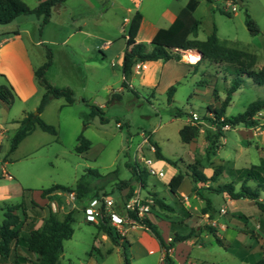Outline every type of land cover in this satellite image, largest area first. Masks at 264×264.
I'll list each match as a JSON object with an SVG mask.
<instances>
[{
  "label": "rangeland",
  "instance_id": "1",
  "mask_svg": "<svg viewBox=\"0 0 264 264\" xmlns=\"http://www.w3.org/2000/svg\"><path fill=\"white\" fill-rule=\"evenodd\" d=\"M23 1L31 8L40 3V0ZM166 1L169 0H151V16H157L160 6ZM235 1L232 0L234 5L229 9L231 15L211 10L217 5L216 1L210 3L204 0L201 3L196 13V17L200 19L198 39H207L215 25L223 45L252 54L254 59L247 57L245 61L248 64L252 62V68L261 69L264 67V0H241V3L239 0ZM137 2L66 0L58 11V7L53 9L46 24H43V16L29 14L22 15L12 23L0 25V29L5 30L19 25L21 29L28 28L36 39H48L43 46L40 45V49L33 47L32 55L45 50L46 62L48 51H51L53 63L45 76L59 83H69L76 98L73 104H67L64 98L52 99L41 114L47 123L56 127V135L36 128L11 154L10 141L15 132L16 121L22 115V104L15 100L9 105L11 109L5 111L0 102V120H7L4 126L9 130L3 140V150L0 151V219L3 218L5 206L21 203L24 199L23 191L28 189V214L38 218V223L50 212H54L61 219L70 211L75 212L74 234L64 241V252L61 256L63 264H124L122 247L114 245L108 236H103L96 224L86 221L83 211L89 204H101L105 194H111L116 200L112 211L120 212L124 209L129 189L122 188V184L133 175L128 164L141 165L135 153L138 144L143 141L142 133L147 132L152 134V139L158 143L161 153L172 161L164 168V178L146 176L144 190L174 206L176 211L171 212L157 206L150 209L143 218L150 219L157 226L166 244L174 242L175 251L172 257L176 264H186L191 259H206L214 264H241L239 260L242 255L237 252L238 242H234L232 246L213 242V247L208 248L211 252L209 253L204 247H199V243L192 247L189 240L175 239L177 232L184 236H200L204 228L210 233L206 226H213L209 224V220L216 216V212L210 218L206 217L200 199L209 196L216 204L222 203L221 196L216 195L218 193L211 188H215L218 183L228 182H235L236 188H239L238 179L230 174V169L260 164L264 156V110L256 116L258 125L255 127L240 124L234 127L225 126L219 131L214 121L215 115L209 110V106L219 108L225 100L234 77L231 75L234 67L228 69V64L210 58L202 60L193 68L178 62H170L163 67L164 62L157 61L154 68H158V71L165 69L162 82L157 88H142V75L135 74L134 79H130L132 88L128 86L123 92H117L121 94L120 100L109 99L103 83L108 81L115 91L122 86L123 68L119 59L114 56L125 43L124 37L128 32V27L123 25L124 17H131L140 10L136 6ZM128 8H131L130 12ZM247 13L258 24V35H253L248 29ZM93 19L97 22H92ZM79 24L85 25L88 32L76 33L67 44H63V39L72 31L75 32L74 29ZM89 33L97 35V45H105L108 40L114 43L108 51L107 59L102 60L99 47L92 51V55L98 56L103 64L92 71L82 66L76 52L80 50H75L72 46L78 41L84 45L89 39ZM171 86H175V91L170 99L168 89ZM81 95H86L89 104H92V99L106 103L103 109L106 118L104 122L99 115H90V106L79 101ZM261 98H264V87L245 80L233 94L225 114L231 117L243 112L248 104ZM194 112L199 116L197 122L191 117ZM119 122L121 126L117 125ZM184 124L200 127L198 136L191 143L181 140L179 131ZM81 135L91 141V147L86 152L77 153L75 148ZM144 155L157 161L147 145H144ZM222 164L225 169L217 182L207 181L203 186L194 182L193 166L210 178L214 174L215 166ZM175 168L177 173H188L181 190L187 193L190 202H186L181 194L174 196L171 192L169 181ZM87 169L97 170L102 176L93 181L90 192L83 200L70 199L68 192L45 197L42 195V190L54 184L74 187ZM4 172L11 177H5ZM249 184L256 186L253 181ZM139 189L141 185L136 183L134 192ZM262 197L264 199V192ZM250 204L255 202L251 200ZM224 205L231 213V206ZM228 210L225 214L229 213ZM249 210L250 206H247L243 211ZM105 217L108 218V214ZM257 217L243 215L241 218L257 224ZM248 231L254 236L253 229ZM120 234H128L133 245L130 250L132 264H168L162 259L163 245L140 221L125 224ZM168 234L172 241L168 239ZM108 249L113 251L107 253ZM33 258L36 259V256ZM252 259H264V251L254 252Z\"/></svg>",
  "mask_w": 264,
  "mask_h": 264
},
{
  "label": "trees",
  "instance_id": "2",
  "mask_svg": "<svg viewBox=\"0 0 264 264\" xmlns=\"http://www.w3.org/2000/svg\"><path fill=\"white\" fill-rule=\"evenodd\" d=\"M65 1L66 0H40L37 7L31 8L23 0H0V25L9 24L17 17L29 14L43 16V24H46L51 17L53 9L63 5ZM208 1L211 2L212 0ZM234 2L236 1L234 0ZM199 3L200 0H189L176 20L169 27L160 28L150 44L137 42L143 15L139 10L134 14L128 27V37L123 62L124 81L122 86L123 88H128V80L132 74L133 68L139 62L181 60L184 51L197 50L200 52L201 58L197 63L189 64L190 66L197 67L202 60L210 58L228 64V69L229 67H234V72L231 73L234 77L227 90L225 100L219 108L209 106V110L215 115L214 121L219 131L225 126L234 127L240 124L246 127H255L258 125L256 116L259 112L264 110V98L251 102L243 112L231 117L226 116L225 111L232 100L233 94L241 87L245 80H251L253 83L264 87V67L261 69L252 68V62L248 64L245 61L247 57L254 59L252 54L244 50L223 45L218 37L215 25L207 39H198L200 20L196 17L195 11ZM220 12L231 15L230 12L222 9ZM247 25L253 35H258L260 33L258 24L249 13H247ZM16 33L18 34V32ZM52 63L53 54L51 51H48L47 61L36 70V76L46 91L40 99L36 112H27L18 120L19 126L11 138L9 153L14 152L23 139L36 128H40L53 135L57 134L56 127L47 123L41 117L44 109L52 99L64 98L67 104H73L76 101L74 91L71 87L55 86L45 76L46 71ZM174 91L175 86H171L168 89L170 99ZM214 92H216L215 89ZM120 97V94L113 93L111 100L119 99ZM0 101L8 105L14 103L15 93L11 85H0ZM83 101L90 106L91 116L99 115L102 122L106 120L104 111L101 107L95 104H89L86 99H83ZM199 131V125L185 124L180 129L179 134L184 143H191L198 136ZM153 143L156 146L155 155L157 159L171 163L172 160L161 153L158 144L155 141H153ZM90 147L91 141L82 135L79 136L78 144L75 148L76 152H86ZM128 166L132 170L133 175L130 179L124 180L122 184V188L129 189L125 203L133 197L134 185L136 183H139L141 188H145L146 176L149 175L146 169L139 163H129ZM192 169L194 182H201L204 185L207 181L217 182L225 167L224 165L216 166L214 174L210 178L204 172L199 171L196 166H193ZM230 174L235 175L241 183L239 188H236L235 182H228L218 183L215 188L211 189L218 194L226 193L232 199L247 198L254 201L262 216L260 228L264 234V199H261V195L264 192V156L261 158L260 164L252 165L247 168H232L230 169ZM187 175L188 173L180 171L171 178L169 187L174 195L178 194V190ZM101 176L102 175L97 170L87 169L74 187L54 184L42 190V195L45 197L50 194L54 195L56 192L75 191L77 199L83 200L90 192L93 181ZM250 181L255 182L256 186H251L249 184ZM26 191L29 190H24V199L21 203L5 206L3 218L0 219V263L7 264L12 260V264H63L61 262V256L64 252V241L70 239L74 234L73 222L75 221V212L70 211L62 219L54 212H50L48 216L42 218V224L38 227V218L30 217L28 214V197L26 196ZM152 197L154 202L151 204V209L158 206L171 212L176 211L174 206L166 204L164 200L155 197L154 194H152ZM31 202H33V200H31ZM19 211H21V214ZM102 211L104 213V207ZM203 212H210V216L215 212L210 199L206 200V206L203 208ZM131 217L136 221H140L154 234L167 250L165 260L168 264H174L168 253L173 247L174 242L166 244L159 229L150 219L140 218L135 213H131ZM90 223L95 224L93 222ZM96 227L103 234L107 235L114 245L122 247L124 264H132L130 256V250L132 248L131 242L109 224L108 218L105 217L104 214L100 223L96 224ZM206 227L214 234L216 241L220 245H223L222 240L216 235V229L213 226ZM176 234L177 237L175 241H182L190 236L180 235L179 233ZM112 251L113 249H108L107 253H111ZM33 256H36V259H34ZM255 264H264V259L257 261Z\"/></svg>",
  "mask_w": 264,
  "mask_h": 264
},
{
  "label": "crops",
  "instance_id": "3",
  "mask_svg": "<svg viewBox=\"0 0 264 264\" xmlns=\"http://www.w3.org/2000/svg\"><path fill=\"white\" fill-rule=\"evenodd\" d=\"M137 1L138 2L136 3V6H139L140 8L139 11L143 15L141 27H140V30L137 36V42H144L146 44H150V42L153 40V38L155 37L156 33L158 32L160 28H167L176 20L177 16L181 12V10L186 6L189 0H169V1L163 2L162 5L160 6L161 10L159 14H157V16L155 17L151 16V13L149 12L151 0H147V2H145V0H137ZM203 1L204 0H200L199 6L195 11V15ZM213 1H216V4H217L214 6V8L212 7L211 10L213 11H216V10L220 11L222 9V10L230 12L229 11L230 7L234 5L232 0H212L211 2L210 1L209 2L213 3ZM152 2H156V0H152ZM61 7L62 6L58 7L57 11ZM128 10L130 12L131 8H128ZM134 14L131 17H124L123 25H126L127 27H129L130 21L133 18ZM19 17H17L14 21H16ZM92 22L96 23L97 20L93 19ZM86 30L88 29L85 27V25L79 24V26L75 27L74 29L75 32L72 31L69 36L63 39V44H65L66 42L68 43L72 35H75L76 33H85ZM16 32H18V34ZM87 36L89 37V39H87L86 42L84 41L85 42L84 45L83 43H81V41H78L72 46L75 50L77 48L80 50L79 52L76 50V52L78 53V56L81 59L82 66L84 68L89 69V71H92V70H96V68H98V65L103 66L101 61L108 58V54H109L108 51L111 50L114 43H111V40H108V43L105 45H97L98 37L96 34L89 33V35ZM127 37L128 35L124 37L125 43L122 44L121 49L114 56L119 59V62L122 65V68H123L124 54H125L126 44H127ZM47 41L48 39H42V37H40V39H36L33 33L28 28L21 29L19 25H17L14 29H11V30L0 29V85L2 84L11 85L15 93V100L16 101L18 100L22 104L21 109H20V112L22 115L16 121L17 123L15 125V132L19 126L18 120H20L25 115V113L33 112L34 110L37 109L40 103V99L46 91L44 86L41 85L39 79L36 76V70L40 66H42L45 62V59H44L45 50L42 51L41 53L38 52L37 55L35 54L32 55V51H33V47L39 48L40 45L43 46L45 42ZM50 43H52V41H50ZM96 47H99V54L102 60H100L98 56L92 55V51H94ZM190 51L197 53L200 56L199 59L201 58V54L199 51L197 50H190ZM184 52L182 53L183 55H184ZM183 55H182V58H183ZM182 58L181 60H171V61H166V62L163 60H157V61H163L164 62L163 67L164 65L170 62L183 63L188 66H190L189 64H195L198 62V61L197 62L186 61V60H183ZM157 61L137 63L134 66L132 74L128 80L129 88H132L130 79H134L135 74L142 75L141 85H140L142 88L144 89L157 88L162 82L163 72L165 70L164 68H161L158 71V68H154L158 63ZM101 66L99 67L101 68ZM190 67L193 68V66H190ZM123 80H124V75H123ZM49 81L53 83L55 86H58V87L68 86L73 89V87L69 83H59L58 81H55L53 79H50ZM103 89L107 90V95L110 99L113 93L120 94L117 92H123L124 88L123 86H120L118 88V91H115L114 87L108 81H106L105 83H103ZM90 98H94V97H90ZM120 98L119 99L117 98L116 100H120ZM83 99L88 100L86 95H81L79 101L82 102ZM92 100H93L92 104L98 105L99 107L102 108V110L106 107V103H99L96 101V99H92ZM0 102H1V108H3L5 111L11 109L8 104H5L2 101ZM5 122H7L5 118L0 120V151L3 150V140L9 132L7 127L4 126ZM168 164L170 163L165 160H158L159 166H163L165 168ZM240 168L241 167H236L234 169H240ZM176 173H177V170L175 168L174 170H172L171 178L174 175H176ZM3 175L5 177H11L10 175L7 174V172H4ZM237 182L239 183V186H240L241 183L239 181ZM181 189H182V185L180 186L178 190V194L177 195L173 194V195L178 196L179 194H181L184 197V199L187 200L186 202H190V198L188 197L187 193H185ZM141 190H142L141 194L143 197L152 196L149 193H147L144 190V188H142ZM56 193H61V192H56ZM212 194L214 195V193ZM209 195H211V193ZM216 195L221 196V198L223 199L222 203L216 204V202L209 196L202 197L200 199L202 207H205L206 200L210 199L212 207L214 211L216 212V216L209 220V224L213 225L214 221L217 222V225H213V226L216 229V235L222 240L224 246L225 245L232 246L234 245V242L239 243L238 244L239 249L237 252L242 255V257L239 260L241 264H255L257 261L261 259L254 261L252 259L254 252L261 253L264 251V234L260 228V221L262 219V216H261V213L256 203L250 204L251 200L247 198L232 199L226 193H221V194H216ZM261 199H263L262 195H261ZM203 203H205V206L203 205ZM224 204H229L231 206V213L229 212L227 206ZM246 205L250 206L249 211H243L245 208H247ZM225 207L229 212L227 214H225L227 211ZM221 209H225V213H221ZM210 214H211L210 212L205 213V216L210 218ZM243 215L244 216H251V215L258 216L257 224L256 223L251 224V222L249 223L245 219L241 218L243 217ZM85 220L88 221L86 217H85ZM41 224H42V221L40 223L37 222L38 227ZM252 229L255 231L254 236H251V233L248 231ZM205 230L206 229L204 228L202 229V233L200 234V236L196 234H191L189 237L185 239V241L189 240L190 241L189 245L192 247L196 246V244L199 243V247H204L208 251V248L213 247V242L214 243L215 242L218 243V242L216 241L213 233L206 232ZM103 236H107V235L104 234ZM125 237L128 238V234ZM199 238H202V239L200 240ZM168 239L169 240L171 239L169 234H168ZM251 239H255V241H252ZM162 248H163L162 259L165 260V255H166L167 250L163 246ZM150 251L152 252V250ZM174 251H175V247L173 246L169 250L168 253L173 263L176 264L175 258L172 257L174 255ZM208 252L211 253L210 251ZM194 260L198 261L199 264H214V263H209L206 259H202V260L194 259ZM7 264H12V260H10Z\"/></svg>",
  "mask_w": 264,
  "mask_h": 264
},
{
  "label": "built area",
  "instance_id": "4",
  "mask_svg": "<svg viewBox=\"0 0 264 264\" xmlns=\"http://www.w3.org/2000/svg\"><path fill=\"white\" fill-rule=\"evenodd\" d=\"M191 117L194 122H197L199 120V116L195 112L192 113ZM117 125L121 126V123L119 122ZM142 136H143V141L141 144H138V147L136 148L135 156L138 157L141 166L146 169V171L150 176L164 178L166 172L163 166L158 165V159L157 161H155L151 158L145 157L144 155V145H147L149 151L156 154V146L153 143L152 134L143 132ZM197 185L203 186V183L198 182ZM141 189L134 192L133 197L130 200H128V202L124 206V209L120 212L112 211V207L116 206V200L113 198L111 194H105L102 200L100 201L101 204L96 205L95 202L89 204L85 208L84 214L86 219L95 224H99L103 214L104 216L108 214L109 224L113 225V227L116 228V230H118L119 232L120 231L123 232L125 224L130 222L131 223L136 222V220L133 217H131V213H135L138 215V217L143 218L146 214L150 212L151 204L154 202L153 197L152 196L143 197L141 194L142 191ZM68 196L72 200L77 199V194L75 191L68 192ZM103 207H104V213L102 211ZM110 210L112 212H110ZM221 213H225V209H221ZM213 225H217V222L214 221ZM186 264H199V262L196 260H188Z\"/></svg>",
  "mask_w": 264,
  "mask_h": 264
},
{
  "label": "bare ground",
  "instance_id": "5",
  "mask_svg": "<svg viewBox=\"0 0 264 264\" xmlns=\"http://www.w3.org/2000/svg\"><path fill=\"white\" fill-rule=\"evenodd\" d=\"M183 60L197 62L199 60V55L192 51H186L184 52Z\"/></svg>",
  "mask_w": 264,
  "mask_h": 264
},
{
  "label": "water",
  "instance_id": "6",
  "mask_svg": "<svg viewBox=\"0 0 264 264\" xmlns=\"http://www.w3.org/2000/svg\"><path fill=\"white\" fill-rule=\"evenodd\" d=\"M242 1L241 0H239V3H241Z\"/></svg>",
  "mask_w": 264,
  "mask_h": 264
}]
</instances>
